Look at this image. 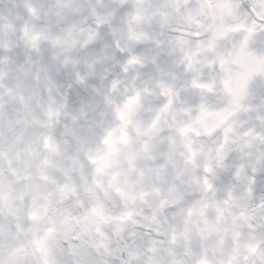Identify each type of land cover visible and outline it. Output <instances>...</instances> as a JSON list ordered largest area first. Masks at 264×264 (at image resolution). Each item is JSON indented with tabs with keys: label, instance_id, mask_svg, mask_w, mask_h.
<instances>
[{
	"label": "clouds",
	"instance_id": "1",
	"mask_svg": "<svg viewBox=\"0 0 264 264\" xmlns=\"http://www.w3.org/2000/svg\"><path fill=\"white\" fill-rule=\"evenodd\" d=\"M0 264H264V0H0Z\"/></svg>",
	"mask_w": 264,
	"mask_h": 264
}]
</instances>
